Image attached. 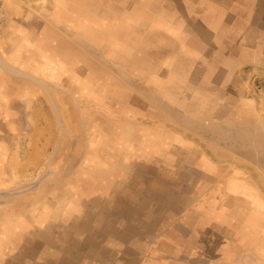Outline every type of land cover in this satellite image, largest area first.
Instances as JSON below:
<instances>
[{
	"label": "rangeland",
	"instance_id": "1",
	"mask_svg": "<svg viewBox=\"0 0 264 264\" xmlns=\"http://www.w3.org/2000/svg\"><path fill=\"white\" fill-rule=\"evenodd\" d=\"M141 1L0 0L1 58L47 81L58 109L56 112L39 84L10 74L0 64V154L4 156L0 161V191L47 175L37 188L13 196L9 207L0 206L1 264H34L29 261L28 247L41 248V239L35 243L44 228L38 227L41 231L35 233L25 224L28 217L38 216L39 198L45 183L51 182L49 174L59 163L65 168L61 162L65 156L67 172H74L79 164L76 146H84V153L91 151L92 140L107 134L108 127L90 125L99 118L106 125L113 103L146 109L141 119L135 112L128 117L123 111L124 131L132 124V132L136 133L138 127H145L147 133L157 129L164 140L174 141V153L169 149L165 158L157 160L158 166L171 163L182 170L176 175L163 171L164 182L199 184L191 192L197 199L208 193L212 184L220 185L228 194L227 187L237 179L248 190L243 199L257 198L264 209V32L260 37L253 35L246 48L238 40L229 41L227 47L214 42L200 46L199 41L196 45L192 41L193 46L188 47L162 39L161 46L148 52V68L150 61L160 59L153 69L161 65L168 93L163 100L156 95L142 96L136 92L140 84L134 72L138 63L113 62L111 58V14L139 6ZM255 10L264 17V7ZM253 15H247V21ZM238 33L235 27L231 29L233 38ZM123 49L117 51L122 53ZM132 55L141 58L136 51ZM186 72L194 76L190 89L177 83ZM145 81L149 86L155 84L154 79ZM178 89L176 98H182L187 108H181L170 93ZM81 119L86 120L84 127L77 125ZM92 171L88 170L90 176ZM34 197L39 200L30 203ZM222 197L229 209L238 202L231 194ZM260 220L264 230V215ZM48 242L51 245L54 241ZM69 246H74L73 250ZM66 252L60 259L58 255H40L35 264H92L98 258L76 245L74 239H70ZM259 252L258 264H264L262 247ZM51 258L55 260L50 263Z\"/></svg>",
	"mask_w": 264,
	"mask_h": 264
},
{
	"label": "crops",
	"instance_id": "2",
	"mask_svg": "<svg viewBox=\"0 0 264 264\" xmlns=\"http://www.w3.org/2000/svg\"><path fill=\"white\" fill-rule=\"evenodd\" d=\"M255 7L263 9L264 0H142L139 6L111 14V58L113 62L138 63V70L134 71L140 79L136 92L161 96L163 100L168 93L163 85L165 74L161 65L153 69L158 58L150 61L148 68L149 50L161 46L162 39L188 47L193 46L192 41L195 45L199 41L200 46L214 42L227 47L229 41L238 40L240 46L249 47L252 36L260 37L264 32V17ZM250 13L253 18L247 21ZM234 27L239 32L236 38L231 34ZM119 47L124 48L122 53L117 51ZM135 51L139 60L132 55ZM193 77L186 72L177 78V83L190 89ZM147 79H154V86H149ZM73 89L77 91L78 86ZM179 91L170 93L176 98ZM176 99L181 108H187L182 98ZM114 105L111 104L106 125L101 118L90 125L108 127L107 134L92 140L91 151L84 153V146H76L79 164L74 172H67L65 156L61 158L65 168L59 163L49 174L51 182L56 178L60 182L45 184L42 198L37 199L38 216L26 221L28 229L35 233L44 228L35 243L41 239V248L28 247L29 261L35 264L40 255H58L60 259L66 255L70 239H74L85 252L98 256L92 264H258L259 250H264L260 220L264 209L257 198L243 199L248 191L245 184L233 179L231 188L227 187L228 194L238 201L229 209L222 202V195L228 194L218 184L209 186L208 193L196 199L191 192L199 184L164 182L163 171L176 175L182 170L171 163L158 166L157 160L165 158L169 149L174 153V141L164 140L157 129L147 133L145 127H138L135 133L130 130L134 129L131 124L124 131L123 111L128 117L135 112L141 119L146 109L131 104L124 107L120 102ZM79 122V127L86 124L84 119ZM89 169L93 170L89 172L91 176ZM48 241L54 242L48 245ZM69 247L73 250L74 246ZM51 260L55 259L51 258L50 263ZM2 261L0 256V264Z\"/></svg>",
	"mask_w": 264,
	"mask_h": 264
},
{
	"label": "water",
	"instance_id": "3",
	"mask_svg": "<svg viewBox=\"0 0 264 264\" xmlns=\"http://www.w3.org/2000/svg\"><path fill=\"white\" fill-rule=\"evenodd\" d=\"M0 64L10 74H13V75H15L17 77H21V78H27V79L33 81L34 83L39 84L43 88V90L47 93V95L49 96V98L51 100V103H52V106L55 109V111L58 112L56 102L50 96L51 92L49 90L47 81H45L42 78H39L37 76H34V75H32V74H30V73H28L26 71H22V70L18 69L17 67H13L12 65L8 64L7 62H5L1 58V56H0ZM27 190H28V187L27 188L26 187H21V188L12 190V191H13V193L17 194V193H20V192H25Z\"/></svg>",
	"mask_w": 264,
	"mask_h": 264
},
{
	"label": "flooded vegetation",
	"instance_id": "4",
	"mask_svg": "<svg viewBox=\"0 0 264 264\" xmlns=\"http://www.w3.org/2000/svg\"><path fill=\"white\" fill-rule=\"evenodd\" d=\"M28 73H29V72H28ZM60 117H61V116H60ZM59 119H60V121H62L61 118H59ZM0 142H1V136H0ZM1 143H2V142H1ZM1 157H2V155L0 154V161H1V159H2ZM46 179H47V175L44 173V174H42L41 176H39V177H38L36 180H34V181L27 182V183H24V184H22V185H20V186H15V187L10 188V189L1 190V191H0V206H2V207H4V206L9 207V205H11V204H9V202L11 201V198H12L13 196H17V195L23 194V193H25V192H29V191H31L32 189L37 188V187L40 186L41 183L44 182ZM63 179H64V178H63ZM56 181L60 182L59 178H56ZM50 183L53 184V182H50ZM45 184H47V183H45ZM49 185H50V184H49ZM49 185H48V186H49ZM21 187H26V188L28 187V190L25 191V192L17 193V194L13 193L12 190H15V189H18V188H21ZM44 187H45V186H44ZM29 197H31V196H29ZM34 198H35V199H34ZM34 198L30 201V203H32V202H37L36 197H34Z\"/></svg>",
	"mask_w": 264,
	"mask_h": 264
},
{
	"label": "bare ground",
	"instance_id": "5",
	"mask_svg": "<svg viewBox=\"0 0 264 264\" xmlns=\"http://www.w3.org/2000/svg\"><path fill=\"white\" fill-rule=\"evenodd\" d=\"M64 201V200H63ZM60 204V203H59ZM65 206V205H64Z\"/></svg>",
	"mask_w": 264,
	"mask_h": 264
}]
</instances>
